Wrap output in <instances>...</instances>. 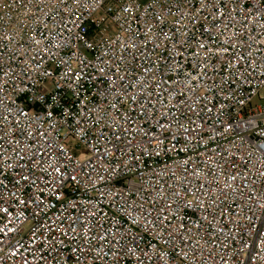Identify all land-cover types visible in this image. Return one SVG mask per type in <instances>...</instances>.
Segmentation results:
<instances>
[{
	"label": "built area",
	"instance_id": "1",
	"mask_svg": "<svg viewBox=\"0 0 264 264\" xmlns=\"http://www.w3.org/2000/svg\"><path fill=\"white\" fill-rule=\"evenodd\" d=\"M0 264H264V0H0Z\"/></svg>",
	"mask_w": 264,
	"mask_h": 264
},
{
	"label": "rangeland",
	"instance_id": "2",
	"mask_svg": "<svg viewBox=\"0 0 264 264\" xmlns=\"http://www.w3.org/2000/svg\"><path fill=\"white\" fill-rule=\"evenodd\" d=\"M110 29L112 30L110 33L113 34L115 32V26L112 24V26L110 27Z\"/></svg>",
	"mask_w": 264,
	"mask_h": 264
}]
</instances>
